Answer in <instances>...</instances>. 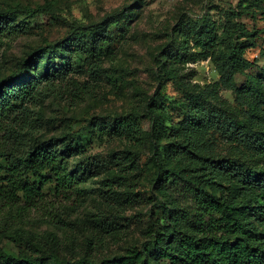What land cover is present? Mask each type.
I'll list each match as a JSON object with an SVG mask.
<instances>
[{"label": "trees", "instance_id": "1", "mask_svg": "<svg viewBox=\"0 0 264 264\" xmlns=\"http://www.w3.org/2000/svg\"><path fill=\"white\" fill-rule=\"evenodd\" d=\"M44 9L0 8V48L30 31V24L18 14ZM246 15L264 22V0H238L216 20L208 14L181 23L176 30L177 48L157 54L158 73L173 81L186 99L163 96L143 104L145 114L134 108L125 116L91 124L102 136L124 139L130 149L148 144L151 155L146 164L157 190L170 187L186 198L182 205L161 204L164 222L157 221L155 229L147 231L143 245L101 259H65L54 235L47 236L51 247L43 246L13 226L46 200L47 186L55 198L79 206L85 196L81 184L87 176L97 175L99 166L93 161L69 164L85 152L73 136L35 138L41 122L33 117L31 107L40 97L68 86L81 89L75 97L89 93L67 76L81 63L98 76L103 46L110 40V17L92 24L75 23L66 36L44 41L18 58L15 67L0 77V234L13 233L20 245L16 253L0 246V264H264V50H259V63L247 55L257 48L264 28L255 24L248 28L242 22ZM205 59L213 64L218 79L202 86L193 83V75L184 69ZM253 67L256 72L249 73ZM237 74L245 76L240 85ZM221 91L233 94V105ZM147 117L149 126L144 129L139 121ZM18 121H23L20 128ZM218 141L240 157L216 155ZM132 154L112 157L123 176L105 180L108 196L116 193L115 186H122L118 180L140 173V163ZM173 162L179 167H169ZM48 219L55 224V216ZM95 225L106 226L112 239L123 231L102 216Z\"/></svg>", "mask_w": 264, "mask_h": 264}, {"label": "rangeland", "instance_id": "2", "mask_svg": "<svg viewBox=\"0 0 264 264\" xmlns=\"http://www.w3.org/2000/svg\"><path fill=\"white\" fill-rule=\"evenodd\" d=\"M238 0H0V8L18 6L44 7V12L18 14L30 24V31L12 39L0 48V77L12 70L18 58L44 41L61 38L69 34L75 23L92 24L110 17L107 35L110 40L103 46L104 55L98 69V76H93L87 63H81L68 78L86 86L89 93L82 97L77 88L59 91L55 95H44L31 107L33 117H38L41 128L34 134L39 140L69 134L84 145L85 152L70 159L69 164L93 161L99 166L97 175L87 176L81 184L85 196L79 206L55 198L52 187H45L46 200L37 204L28 216L18 225L25 236L35 241H42L43 246L51 247L47 239L49 234L56 239V248L65 259H78L88 256L93 259L122 253L140 247L147 237V231L155 229L162 218L163 202L182 205L186 198L170 187L159 191L153 183V175L146 164L151 151L146 144L141 148H132L117 136L100 135L91 124L99 119L125 116L134 108L145 114L141 106L163 96H173L177 100L188 96L180 91L175 83L160 74L156 56L160 51L176 49L179 44L177 28L181 23L201 20L212 16L216 20L222 10L236 5ZM29 10V9H28ZM260 18V15L257 16ZM242 22L248 28L255 24L264 28L262 20H253L244 16ZM258 40L257 48L247 52L248 57L261 61L260 49L264 50V34ZM183 68V67H182ZM251 68L248 72H256ZM191 73L193 83L207 85L217 81L218 75L209 59L199 60L185 65L184 72ZM245 76L236 75L240 85ZM221 96L233 105V94L221 91ZM78 98V99H75ZM177 121V114L173 115ZM23 121H18L22 127ZM147 129L149 118L139 121ZM28 126H25V129ZM215 154L224 157H240L231 146L217 142ZM131 150V151H129ZM133 152L132 156L140 163V173L129 177L115 186V194L108 196L105 180L123 176L121 166L113 162L114 155ZM169 167H179L173 162ZM108 196V197H107ZM122 200L118 203L119 198ZM118 201V202H117ZM117 202V203H116ZM116 203V204H115ZM55 219L49 221L50 216ZM102 216L104 221L113 222L120 230V235L112 239L104 229L96 226V220ZM60 218V223H58ZM65 220V222L63 221ZM57 222V223H56ZM111 230V228H110ZM17 237L13 233L0 234V246L6 252L16 253Z\"/></svg>", "mask_w": 264, "mask_h": 264}]
</instances>
